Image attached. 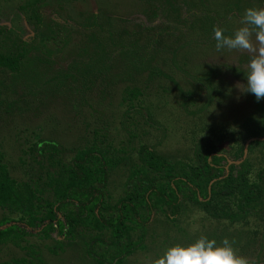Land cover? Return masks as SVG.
I'll list each match as a JSON object with an SVG mask.
<instances>
[{"label": "trees", "instance_id": "obj_1", "mask_svg": "<svg viewBox=\"0 0 264 264\" xmlns=\"http://www.w3.org/2000/svg\"><path fill=\"white\" fill-rule=\"evenodd\" d=\"M55 1L24 0L16 8L33 29L28 40L10 33L1 23L0 13V129L21 123L27 131L26 125L47 114L56 97L67 109L71 107L68 112H79L94 86L107 92L123 85L122 101L131 102L128 108H133V101L143 93L130 84L140 77L146 81L170 78L161 67L186 72L185 91L181 88L179 93L185 106L194 104L201 95H195L187 76L189 55L194 48L214 49V28L222 29L225 36L232 35L237 30L234 18L243 17V9L253 8L251 0H164L169 7L166 14L182 20L180 25L143 23L136 29L122 21L117 25L104 11L92 14L74 29L62 22L58 13L61 5ZM136 1L148 5L151 21L166 15L167 9L160 11V5L165 6L163 0ZM228 14L233 19H226ZM186 35L203 41L190 44ZM70 54L73 58L69 61ZM57 62L64 64L58 67ZM232 71L234 76L243 75L240 68ZM134 111L139 114L141 109ZM147 117L142 115L151 123ZM242 126L244 140L236 141L235 160L242 158L246 140L264 136V103L255 100V108ZM92 132L91 140L82 139L84 143L75 148L55 140L29 143L25 151L22 149L34 163L26 173L27 180L12 175L11 164L0 150V245L25 250V256L0 264H44L36 245L27 241V236L34 235L52 240L51 246H44L53 254L64 251L60 237H65L70 246H80L82 262H87V256L90 264H126L128 257L145 249L146 225L153 211L165 218L167 228L174 227L180 233L174 244H188L200 237H190L176 224L188 207L201 208L231 223L261 218L264 212V166L252 175L250 164L255 149L264 163V140L251 141L246 158L237 165L229 164L226 174L227 159L208 137L198 139L193 160L183 162L173 161L147 144L134 149L129 138L128 148L118 149L104 130ZM25 164L22 159L20 165ZM117 167H126L128 173L122 195L114 199L108 177L109 170ZM258 225L230 233L223 229L208 238L217 242L227 238L235 250L247 248Z\"/></svg>", "mask_w": 264, "mask_h": 264}, {"label": "rangeland", "instance_id": "obj_2", "mask_svg": "<svg viewBox=\"0 0 264 264\" xmlns=\"http://www.w3.org/2000/svg\"><path fill=\"white\" fill-rule=\"evenodd\" d=\"M150 1L154 0H149L148 3ZM55 2L61 5L58 13L62 22L74 29L82 25L80 22L87 20L92 14L98 15L104 11L117 25L119 21H122L124 26L133 25L136 29L138 24L143 23L147 26L157 24L166 26L173 22H178L180 25L182 23V20L178 18L168 17L166 12L169 7L165 1V6L160 5V11L167 9L166 15L154 21L150 20L148 5L136 0H56ZM23 3L24 0H0L1 23L10 33H16L19 38L28 40L33 29L22 19L16 9ZM251 4L253 8H264V0H251ZM211 16L214 15L211 14ZM231 16L228 14L226 19H233ZM237 16L233 22L235 29L242 26L243 17ZM149 21L152 23H148ZM74 39L79 41L78 37ZM186 39L190 44L203 41L193 35L190 37L186 35ZM251 41L254 47H259L254 32ZM204 48H194L189 55L188 67H185L189 73L187 75L189 82H192L194 86L190 88L193 87L195 95H201V98L196 97L197 101L194 104L187 103L185 106L179 93L181 88L185 91L184 77L186 75L184 76L183 73L186 72L161 67L167 71L170 78L154 77L146 81L144 77H140L139 81L130 84L140 87L143 93L133 101L135 105L133 108H128L131 102L122 101L121 88L124 87L123 85H120L117 91L111 89L107 92L101 89V86H94L88 91L86 104L80 107V113L68 112L67 110H71V107L68 106L67 109L56 97L54 101H51L48 110L46 109L47 114L26 125L25 130L27 131L22 130L21 123L0 129V150L5 154L4 160L11 164L12 175L18 179L27 180L26 173L27 171L30 173L29 170L34 167V163L24 155L22 149L25 151L32 142L41 139L55 140L66 148H75L84 143L82 139L91 140L94 129L104 130L113 146L118 149L122 146L128 148L126 140L129 138L132 140L131 146L134 149L140 144H147L173 161L183 162L193 160L195 143L198 139L208 137L217 152L224 155L227 160L237 161L233 156L234 146H236V141L243 142L244 140L242 124L255 108V97L251 94L242 95L234 87L237 83L244 81L243 75L234 76L232 70L233 67H237L244 74L253 53L247 50L217 51L216 47L214 49ZM70 55L68 56L69 61L73 58ZM63 64V62L56 63L58 67ZM206 94L211 99L208 100ZM260 102L264 103V98ZM66 103L70 104L68 100ZM138 108L141 109L139 114L134 111ZM142 115H148L147 118L151 123H146V118L143 119ZM200 130H203L202 133H198ZM25 139L29 142L25 143ZM255 151L256 153L250 156L252 175L264 166L258 151L256 149ZM132 156L136 162L135 154ZM22 159L26 163L24 166L20 165ZM127 173L126 167L109 170L108 186L114 199L122 195ZM1 214L0 211V216ZM176 222L178 227L188 232L192 238L196 235L210 237L213 233H220L223 229L228 233L236 229L245 228L246 230L259 224L260 228L257 233L251 235V238H254L253 243L247 248H236V252L245 257L249 264H264V212L261 218L251 217L242 222L231 223L227 219L213 217L201 208L192 206L182 212ZM146 226L145 249L138 250L128 257L126 264H152L166 247L173 245L176 238L181 237L176 228H167L165 218L156 211H153L151 220ZM60 240L65 243L64 251L53 254L44 246L45 244L51 246L52 240L40 239L35 235L27 236V241L38 248V256L44 264H90L87 256H85L87 262L80 260L82 256L80 246H70L69 240L65 237H60ZM24 253V249L13 245H0V261L25 256Z\"/></svg>", "mask_w": 264, "mask_h": 264}, {"label": "clouds", "instance_id": "obj_3", "mask_svg": "<svg viewBox=\"0 0 264 264\" xmlns=\"http://www.w3.org/2000/svg\"><path fill=\"white\" fill-rule=\"evenodd\" d=\"M242 26L231 36L214 28L216 50H247L253 53L243 74V83L234 87L242 95L251 94L259 102L264 98V8H248L242 18ZM251 26V27H249ZM255 33L259 47H254L251 37ZM152 264H249L238 255L233 242L227 238L220 242L200 236L188 244H173L166 247Z\"/></svg>", "mask_w": 264, "mask_h": 264}, {"label": "water", "instance_id": "obj_4", "mask_svg": "<svg viewBox=\"0 0 264 264\" xmlns=\"http://www.w3.org/2000/svg\"><path fill=\"white\" fill-rule=\"evenodd\" d=\"M254 140H264V136L263 137H259V138H251V139L246 140L245 143H244V146H243V156H242V158L240 160H237V161L227 160V165L225 166L226 174H227V171H228V165L229 164H232V163L239 164L243 159L246 158L247 152H248V145H249V143L251 141H254ZM208 191H209V188H208Z\"/></svg>", "mask_w": 264, "mask_h": 264}]
</instances>
